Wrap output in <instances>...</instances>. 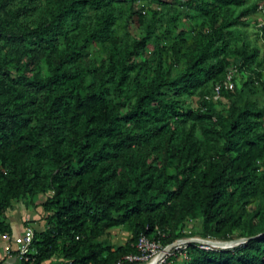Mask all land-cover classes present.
I'll list each match as a JSON object with an SVG mask.
<instances>
[{
  "label": "trees",
  "instance_id": "1",
  "mask_svg": "<svg viewBox=\"0 0 264 264\" xmlns=\"http://www.w3.org/2000/svg\"><path fill=\"white\" fill-rule=\"evenodd\" d=\"M256 10L264 0H0V235H18L12 201L40 195L46 213L16 264H129L139 234L166 245L190 218L205 239L264 233V52L243 31ZM118 226L122 244L99 238ZM163 264H264V235L188 243Z\"/></svg>",
  "mask_w": 264,
  "mask_h": 264
},
{
  "label": "rangeland",
  "instance_id": "2",
  "mask_svg": "<svg viewBox=\"0 0 264 264\" xmlns=\"http://www.w3.org/2000/svg\"><path fill=\"white\" fill-rule=\"evenodd\" d=\"M173 2V0H168ZM246 26L243 28L245 38L250 42L258 46L260 53L264 52V44L257 35V28L263 23V13L260 10H256L254 13L246 17ZM185 29H188L189 25L183 20L180 21ZM129 32L132 35L138 34V29L136 28L135 22L132 21L129 24ZM241 75L235 76V81L239 82ZM189 107H194V98L188 100ZM43 197L37 195L32 201L26 199H19L11 202L10 208L6 209L3 214V221L8 223L12 228L14 226L18 230V234L21 232V229L24 227H29L31 230H41L44 226V216L46 213L42 210L41 202ZM199 221L197 219H188L184 225L179 229L183 237L181 238H201L199 236L200 228ZM4 234L0 235L3 236ZM130 233L127 228L118 226L112 229L107 230L99 238L107 240L112 246L122 244L128 237ZM10 239V237H9ZM9 239H5L8 241ZM13 245V243H12ZM2 251H6L2 249ZM9 253L11 251H8ZM8 252H4L8 254ZM56 258H52L49 261L42 262L41 264H51L56 262Z\"/></svg>",
  "mask_w": 264,
  "mask_h": 264
},
{
  "label": "built area",
  "instance_id": "3",
  "mask_svg": "<svg viewBox=\"0 0 264 264\" xmlns=\"http://www.w3.org/2000/svg\"><path fill=\"white\" fill-rule=\"evenodd\" d=\"M233 70L228 71L225 74L224 79L221 84H216L213 87V92L210 96L212 101H216L219 97L220 87L224 89L231 90L233 87L232 76ZM33 232L31 228L24 227L21 229V232L12 238L13 248V262L7 264H16L17 262H27L29 261L27 253L29 252V245L32 240ZM162 236V234H160ZM3 237L7 240L8 235L4 234ZM177 240V239H176ZM172 242L162 245L158 239H149L144 234H139L135 241L136 254H128L124 256L129 264H163L165 259L173 254V251L183 248L185 245L178 244L174 245L171 248L163 252L167 245ZM199 247L207 249L212 248L210 246L203 245L198 243Z\"/></svg>",
  "mask_w": 264,
  "mask_h": 264
},
{
  "label": "water",
  "instance_id": "4",
  "mask_svg": "<svg viewBox=\"0 0 264 264\" xmlns=\"http://www.w3.org/2000/svg\"><path fill=\"white\" fill-rule=\"evenodd\" d=\"M259 235H264L259 234ZM259 235L253 236V237H241V238H233L229 240H212V239H205V238H180L175 240L173 243L166 246V248L163 250L166 251L167 249L171 248L174 245L183 244L186 245L188 243H201L206 246H210L212 248H219V249H227L231 248L233 246H236L238 244L244 243L247 240L257 237Z\"/></svg>",
  "mask_w": 264,
  "mask_h": 264
},
{
  "label": "crops",
  "instance_id": "5",
  "mask_svg": "<svg viewBox=\"0 0 264 264\" xmlns=\"http://www.w3.org/2000/svg\"><path fill=\"white\" fill-rule=\"evenodd\" d=\"M15 232H18L17 228L14 226ZM15 234V233H14ZM14 234L10 237L8 241L5 240L3 236L0 238V264H7L10 262H13V248L14 245H12V238L14 237ZM9 237V236H8ZM2 249L6 251H2ZM8 251H11L10 253ZM4 252H8V254H5Z\"/></svg>",
  "mask_w": 264,
  "mask_h": 264
}]
</instances>
